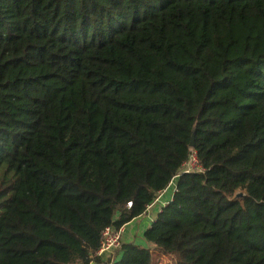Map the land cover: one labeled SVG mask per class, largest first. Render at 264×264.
Segmentation results:
<instances>
[{"label": "trees", "instance_id": "obj_1", "mask_svg": "<svg viewBox=\"0 0 264 264\" xmlns=\"http://www.w3.org/2000/svg\"><path fill=\"white\" fill-rule=\"evenodd\" d=\"M175 178L114 264H264V0H0V264L98 261Z\"/></svg>", "mask_w": 264, "mask_h": 264}, {"label": "crops", "instance_id": "obj_2", "mask_svg": "<svg viewBox=\"0 0 264 264\" xmlns=\"http://www.w3.org/2000/svg\"><path fill=\"white\" fill-rule=\"evenodd\" d=\"M176 178L173 179L168 187L163 190L156 197L155 201L151 205H149L143 215L134 219L132 222L127 224L124 228V232L121 236V244L132 243L135 245H139L144 249L153 250V247L149 244H146L143 239V233L147 230L152 222L155 220L156 215L160 212V210L171 201L172 194L175 190ZM171 187H174L172 190ZM119 258L118 249L111 250L106 253L101 258H98V261H93L90 264H107L108 259H111L110 264H114Z\"/></svg>", "mask_w": 264, "mask_h": 264}, {"label": "built area", "instance_id": "obj_3", "mask_svg": "<svg viewBox=\"0 0 264 264\" xmlns=\"http://www.w3.org/2000/svg\"><path fill=\"white\" fill-rule=\"evenodd\" d=\"M182 171H200L199 163L194 154H191L187 163L184 164ZM155 201V200H154ZM130 204H128V207ZM125 226H121L118 229L106 228L101 234V241L98 250L95 252L94 256L101 258L106 253L111 250L119 248L121 244V236L124 232Z\"/></svg>", "mask_w": 264, "mask_h": 264}, {"label": "rangeland", "instance_id": "obj_4", "mask_svg": "<svg viewBox=\"0 0 264 264\" xmlns=\"http://www.w3.org/2000/svg\"><path fill=\"white\" fill-rule=\"evenodd\" d=\"M173 188L174 187H171L170 190H172ZM8 220L10 222L16 223L24 231L32 230L33 232H35L39 230L37 233L44 234V232H47L46 230H48L47 226L40 228L39 222H36V223L33 222V219L30 217V215L28 214L26 210L16 208L15 206L13 207L12 210H10ZM43 229L44 231H42ZM152 255L153 257H152L151 264H174V260L171 256H164L156 252H153ZM108 260H111V259H108ZM109 263L107 261V264Z\"/></svg>", "mask_w": 264, "mask_h": 264}, {"label": "water", "instance_id": "obj_5", "mask_svg": "<svg viewBox=\"0 0 264 264\" xmlns=\"http://www.w3.org/2000/svg\"><path fill=\"white\" fill-rule=\"evenodd\" d=\"M194 147V141H193V134L190 139L189 148L192 149Z\"/></svg>", "mask_w": 264, "mask_h": 264}]
</instances>
